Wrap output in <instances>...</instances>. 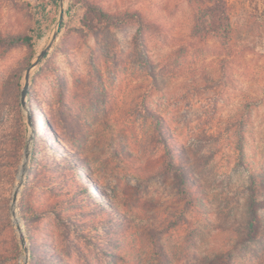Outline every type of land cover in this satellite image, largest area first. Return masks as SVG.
<instances>
[{
  "label": "rangeland",
  "instance_id": "obj_1",
  "mask_svg": "<svg viewBox=\"0 0 264 264\" xmlns=\"http://www.w3.org/2000/svg\"><path fill=\"white\" fill-rule=\"evenodd\" d=\"M227 4L222 41L191 0H0L35 52L0 46V264H264V0Z\"/></svg>",
  "mask_w": 264,
  "mask_h": 264
},
{
  "label": "trees",
  "instance_id": "obj_2",
  "mask_svg": "<svg viewBox=\"0 0 264 264\" xmlns=\"http://www.w3.org/2000/svg\"><path fill=\"white\" fill-rule=\"evenodd\" d=\"M191 1L193 4L198 5V8H197L198 12L195 18V28H196L197 35L199 34H203L204 36L214 35L222 41L232 40V33H233L232 30L233 29L231 26L230 17L228 15L227 0H191ZM86 6L95 11H98L103 17L108 16L107 13L104 12L101 6L99 5H93V4L87 3ZM263 13H264V9L262 10V14ZM255 25H257L259 28H262V40H263L264 39V18H262V22H259L256 20ZM0 46L5 47L7 49L16 48V47H25L29 50L31 59L35 55L33 37L28 34H14V35H8V36H2L0 34ZM21 77H22V73L20 74V77L18 78V84L20 83V80L22 79ZM18 87L20 88V85H18ZM19 102L21 103V101ZM152 118L157 124H160V122H162V118L158 117L157 115H152ZM238 125L239 127L240 126L242 127L244 125V122L243 124L238 123ZM239 132H242V129H239ZM9 135L11 136L10 137L11 147L8 152V155H13L14 153L18 152V150L23 149L24 147L23 137L20 136V134H17L15 132L13 133L10 132L8 134V137ZM160 136L163 137L162 134ZM169 141L170 139L163 137V142L165 143V146H167L168 149H170L169 154L172 157V156H175L174 154L176 153V151L173 149V146L169 144ZM19 158H20V152L15 156V161H18ZM179 159H182V158H179ZM66 161H69V160H66ZM181 163L182 165H184V163L186 164V162L184 163L181 162ZM64 165H65L66 170L68 171H73L76 169L75 166L70 164L69 162H66ZM166 167H167V171H171L173 169L178 172L183 171L182 170L183 168H180V169L175 168L174 164L172 163V159H170L168 163L166 162ZM76 177H78L79 181H84V182L87 181L86 177H84L83 175L81 176L79 172H77ZM83 190L81 191L82 193L84 192ZM92 194L89 196H91V198L93 196V198L97 199V194H95L94 192ZM251 206H253V204H251ZM18 209L21 214V218L24 220V222L26 223V227H27L28 219L25 216V212L23 211V208L20 205ZM248 228L250 231L254 230V220H251V222L248 224ZM52 263H55V260H52Z\"/></svg>",
  "mask_w": 264,
  "mask_h": 264
},
{
  "label": "water",
  "instance_id": "obj_3",
  "mask_svg": "<svg viewBox=\"0 0 264 264\" xmlns=\"http://www.w3.org/2000/svg\"><path fill=\"white\" fill-rule=\"evenodd\" d=\"M54 39H56V35L53 36V40H52V42L54 41ZM51 45H52V44H49V45L47 46V48H46L44 51H42V52L37 56L36 61H35L34 63H32L31 66L26 70L25 84H24V86H23V88H22V91H21V99H20V101H21V106H22L23 108H26V97H27L28 88H29V74H30V71H31L32 68H34L35 66H37V65L39 64V62H40L41 59H43V58L46 56V53H47V51L50 49ZM24 156H25L26 159H28V154H27V152H25ZM20 185H21V184H20ZM17 193H18V192H17ZM17 193H15L14 196H13V200H12V205H13V207H14V205L16 204V201H17V199H16V197H17ZM13 216H15L14 211H13ZM17 229H18V231H21V228H20V226H18V225H17ZM21 244H22V246H24V240H23V239L21 240ZM26 261H27V258H26Z\"/></svg>",
  "mask_w": 264,
  "mask_h": 264
},
{
  "label": "bare ground",
  "instance_id": "obj_4",
  "mask_svg": "<svg viewBox=\"0 0 264 264\" xmlns=\"http://www.w3.org/2000/svg\"><path fill=\"white\" fill-rule=\"evenodd\" d=\"M26 168H27V159L24 158L23 160V163L18 171V174H17V185H16V190H15V193L18 192V188L20 186V184L22 183L23 179H24V176H25V172H26ZM85 180V179H84ZM14 193V194H15ZM15 223L18 224V221L17 219H15Z\"/></svg>",
  "mask_w": 264,
  "mask_h": 264
}]
</instances>
